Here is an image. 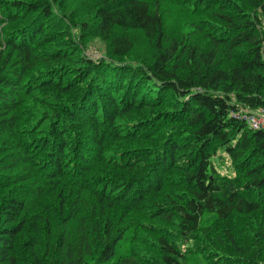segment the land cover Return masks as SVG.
<instances>
[{
    "label": "trees",
    "instance_id": "trees-1",
    "mask_svg": "<svg viewBox=\"0 0 264 264\" xmlns=\"http://www.w3.org/2000/svg\"><path fill=\"white\" fill-rule=\"evenodd\" d=\"M95 1L0 0V264H264V216L252 244L230 228L264 211V0H169L209 48L149 0Z\"/></svg>",
    "mask_w": 264,
    "mask_h": 264
},
{
    "label": "rangeland",
    "instance_id": "rangeland-1",
    "mask_svg": "<svg viewBox=\"0 0 264 264\" xmlns=\"http://www.w3.org/2000/svg\"><path fill=\"white\" fill-rule=\"evenodd\" d=\"M86 1H87L86 3L88 7H90V10L93 9L95 4L97 3L95 0H86ZM149 1L151 2V5L159 8V11L162 13L163 18L165 19L168 32L171 36H174L177 33H180L184 37L186 34H188L191 37L192 36L195 37L197 42L199 43L202 42L203 44H205L207 48L211 46V45H208V40L203 36L202 31H200L202 28V25H200V22L198 21V19H196L195 17H190L188 12L185 11V9L183 8L181 4L177 5L175 3L170 2L169 0H149ZM66 2L67 3L64 5V7L68 11L76 10L75 12H77L76 14L79 19H81V17L84 16L85 13H87L86 9L84 8L83 0H66ZM216 11H217V8L208 7V11L207 12L205 11V15L200 17V18H204L205 16H208L209 19L214 21V25L217 24L215 29L214 28L206 29L204 27L206 31L212 30V31L218 32L216 29L223 25V23H220L217 17L215 16L214 12ZM73 29H74L73 34H77V33L80 34L78 28L74 27ZM262 29L264 31V28ZM131 37L139 38V35L136 33H132ZM262 38L264 40V32H263ZM81 49H82V52H84V54L90 56L91 58L95 60H97L98 58H102L103 55L106 54L107 52L106 45L98 39H90L87 45L81 46ZM238 52L234 53L230 51L229 49L227 50L223 49L221 56H220V61H225L226 59H228L230 54H232V59L234 60L239 55ZM149 53L150 51L147 45H145L142 39L139 38L134 48V51L128 60L133 62L132 58L134 57L139 58V59L147 58L149 57L148 56ZM37 92L40 95L44 93L45 91L39 90ZM214 166L219 170V172H221L224 175H229V174L233 175L230 170L231 164L229 162V157L225 153H220V155H218V157L214 159ZM263 216H264V211L262 212L260 210L254 216H251V215L244 216V217L234 216L232 218L231 223H230V228L236 233H239L238 237L242 245H244L245 242H246V245H248L249 243L252 244L251 237L247 239L248 236H245V235H247L248 232L252 234L253 232H255L256 228L258 227L256 225L263 224V223H260L261 221H263ZM193 246L194 244L190 243L189 248L192 249ZM221 247L223 249V246ZM185 248L186 247H184V250ZM189 258L192 260H190L187 264H199V262L194 259V258H197L195 255H193V258L192 257H189Z\"/></svg>",
    "mask_w": 264,
    "mask_h": 264
},
{
    "label": "built area",
    "instance_id": "built-area-1",
    "mask_svg": "<svg viewBox=\"0 0 264 264\" xmlns=\"http://www.w3.org/2000/svg\"><path fill=\"white\" fill-rule=\"evenodd\" d=\"M244 118L248 120V123L251 128L254 130H264V110H261V113L258 115H250Z\"/></svg>",
    "mask_w": 264,
    "mask_h": 264
},
{
    "label": "bare ground",
    "instance_id": "bare-ground-1",
    "mask_svg": "<svg viewBox=\"0 0 264 264\" xmlns=\"http://www.w3.org/2000/svg\"><path fill=\"white\" fill-rule=\"evenodd\" d=\"M233 110V109H232ZM243 130V129H242ZM233 167V166H232ZM206 180V179H205ZM197 183V182H196ZM253 184V183H252ZM252 186V185H251ZM257 186V185H256ZM253 187V186H252ZM258 188V187H257ZM236 207V206H235ZM236 214V213H235ZM89 218V217H88ZM99 239V238H98ZM117 244V243H116ZM88 249V248H87Z\"/></svg>",
    "mask_w": 264,
    "mask_h": 264
}]
</instances>
